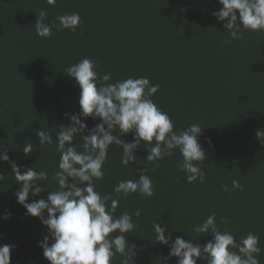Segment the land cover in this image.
Wrapping results in <instances>:
<instances>
[{
  "label": "trees",
  "instance_id": "16d2710c",
  "mask_svg": "<svg viewBox=\"0 0 264 264\" xmlns=\"http://www.w3.org/2000/svg\"><path fill=\"white\" fill-rule=\"evenodd\" d=\"M220 7L218 0H56L55 6L48 0H0V145L11 160L0 162L6 176L0 181V245H15L11 264H50L38 246L47 229L17 203L20 185L11 163L46 170L45 183L54 190L55 140L40 149L35 133L46 129L55 139L58 127L70 123L65 113L80 111V89L65 70L85 57L97 62L100 76L110 72V82L146 76L159 84L152 99L177 130L193 123L204 128L199 143L206 159L198 162L206 174L203 184L184 179L178 150L149 162L142 147L137 164L125 167L122 149L112 147L106 176L96 181L101 194L112 192L120 179L139 178L136 170L146 166L154 179L151 198H121L115 213L141 210L140 217L133 215L137 228L128 237L137 245L131 264H176L169 247L156 240L153 222L167 224L173 239L198 240L193 226L212 213L221 230L237 240L258 234L264 264V32L245 31L225 44L230 33L211 15ZM41 10L47 12L45 23L58 24L57 16L72 12L82 23L75 32L54 28L50 38H42L35 28ZM84 122L92 128L100 121ZM122 138L130 142L133 134ZM21 141L36 146L30 155L23 154ZM233 179L243 190L223 191ZM39 198L30 196L29 202ZM5 212L11 213L8 220L2 219ZM211 239L210 234L199 238L201 244Z\"/></svg>",
  "mask_w": 264,
  "mask_h": 264
},
{
  "label": "clouds",
  "instance_id": "9594fccd",
  "mask_svg": "<svg viewBox=\"0 0 264 264\" xmlns=\"http://www.w3.org/2000/svg\"><path fill=\"white\" fill-rule=\"evenodd\" d=\"M48 3L55 6L56 0H48ZM218 4L221 7L211 15L223 22V28L230 33L231 39H226L225 44L242 38L245 31L264 32V0H218ZM46 20L47 12L41 10L35 28L42 38H50L54 28L75 32L82 23L78 12L57 16L58 24L45 23ZM65 71L80 89V111L65 113L70 123L58 127L55 139L46 129L35 133L40 149L55 140L59 153L57 170L53 174L55 188L50 190L45 183L49 176L46 170L38 166L37 171L13 162L12 176L20 185L15 193L17 203L26 210V215L38 218L46 227L47 235L38 246L50 264H115L117 254L120 264H131L137 245L128 237L137 228L133 215L140 217L141 210L136 209L134 213L124 210L119 216L115 213L121 198L127 199L132 194L151 198L155 192L154 179L146 166L136 170L139 178L120 179L112 192L101 194L96 181L106 176L105 164L112 147L122 149L120 164L125 167L136 163V152L142 147L148 152L146 160L149 162L163 160L178 150L183 158L179 167L185 173L184 179L188 184L197 181L203 184L206 174L198 162L206 159L205 149L199 143L204 128L193 123L177 130L172 117L152 99L160 85L151 83L146 76H129L113 83L110 82L112 74L107 72L100 76L97 62L89 57L68 66ZM88 118L100 122L89 128L84 122ZM128 133L133 134L130 142L122 138ZM21 143L25 156L36 147L30 141ZM10 161L8 151L0 145V162ZM5 179L0 172V181ZM221 187L225 192L243 190L235 179L231 181V189L227 184ZM46 190L48 194L44 198L41 194ZM30 196L41 198L29 202ZM10 217L11 213L5 212L2 219ZM220 222L226 224L229 220L221 217ZM166 225L155 221L151 227L156 240L169 247V258H177L176 264H198V261L260 264V236L248 232L237 240L231 231L221 230L215 213L192 228L199 238L211 235L212 239L205 244H201L199 238L185 240L176 236L173 239ZM14 248L11 244L0 245V264H11Z\"/></svg>",
  "mask_w": 264,
  "mask_h": 264
}]
</instances>
